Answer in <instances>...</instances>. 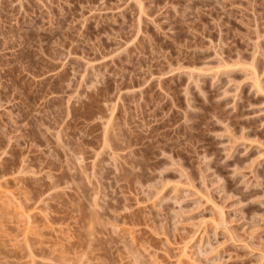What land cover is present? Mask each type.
Returning <instances> with one entry per match:
<instances>
[{
	"label": "rangeland",
	"instance_id": "rangeland-1",
	"mask_svg": "<svg viewBox=\"0 0 264 264\" xmlns=\"http://www.w3.org/2000/svg\"><path fill=\"white\" fill-rule=\"evenodd\" d=\"M0 264H264V0H0Z\"/></svg>",
	"mask_w": 264,
	"mask_h": 264
}]
</instances>
